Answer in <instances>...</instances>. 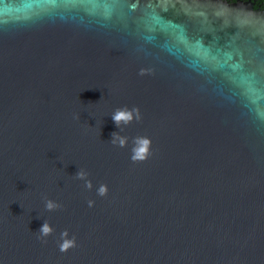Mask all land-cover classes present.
Segmentation results:
<instances>
[{"label":"water","instance_id":"1","mask_svg":"<svg viewBox=\"0 0 264 264\" xmlns=\"http://www.w3.org/2000/svg\"><path fill=\"white\" fill-rule=\"evenodd\" d=\"M0 264H264V10L0 0Z\"/></svg>","mask_w":264,"mask_h":264},{"label":"clouds","instance_id":"2","mask_svg":"<svg viewBox=\"0 0 264 264\" xmlns=\"http://www.w3.org/2000/svg\"><path fill=\"white\" fill-rule=\"evenodd\" d=\"M141 74H144V70H141ZM79 119V117H76ZM111 118L116 125V127L119 129V132H112L111 133V140L110 142L113 145H117L119 147H125L127 145V137L120 135V133L123 131V126H127L135 121H140L141 115L139 112V109L136 107H133L129 109L128 107H122L117 108L113 111L111 114ZM133 147L131 148V160L133 162L137 161H143L147 159L148 155L150 154V146H151V140L147 137H135L133 138ZM88 173L84 171L83 169H79L78 172L75 174V178L78 180H83L85 182V187L89 190L92 189V183L90 180L87 179ZM97 194L99 196H105L107 194V186L106 185H100L97 189ZM93 201H89L88 204L91 207L93 205ZM45 207L47 210L52 211L60 207L59 204L53 202L52 200H47L45 203ZM40 233L42 237L49 236L53 229L50 227L47 221H44L40 229L37 231ZM68 232L65 230L61 233L62 237V243H60L59 248L61 252H66L70 247H73L75 244V240L73 239H67Z\"/></svg>","mask_w":264,"mask_h":264},{"label":"flooded vegetation","instance_id":"3","mask_svg":"<svg viewBox=\"0 0 264 264\" xmlns=\"http://www.w3.org/2000/svg\"><path fill=\"white\" fill-rule=\"evenodd\" d=\"M228 3H235V2H248L251 1L253 3L254 9L257 10H264V2H260V0H225Z\"/></svg>","mask_w":264,"mask_h":264},{"label":"snow or ice","instance_id":"4","mask_svg":"<svg viewBox=\"0 0 264 264\" xmlns=\"http://www.w3.org/2000/svg\"><path fill=\"white\" fill-rule=\"evenodd\" d=\"M234 69L235 70H237V71H239V66L237 65V66H234ZM241 79H245L243 76H241Z\"/></svg>","mask_w":264,"mask_h":264},{"label":"trees","instance_id":"5","mask_svg":"<svg viewBox=\"0 0 264 264\" xmlns=\"http://www.w3.org/2000/svg\"><path fill=\"white\" fill-rule=\"evenodd\" d=\"M260 2H262V3H263V2H264V0H260Z\"/></svg>","mask_w":264,"mask_h":264}]
</instances>
